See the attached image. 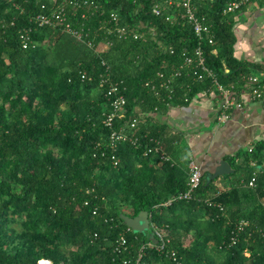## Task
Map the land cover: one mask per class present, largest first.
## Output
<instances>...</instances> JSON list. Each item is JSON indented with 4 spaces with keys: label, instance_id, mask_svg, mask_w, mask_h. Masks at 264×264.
Masks as SVG:
<instances>
[{
    "label": "trees",
    "instance_id": "16d2710c",
    "mask_svg": "<svg viewBox=\"0 0 264 264\" xmlns=\"http://www.w3.org/2000/svg\"><path fill=\"white\" fill-rule=\"evenodd\" d=\"M95 1L101 12L85 19L79 13L69 20L74 30L83 29L80 38L62 27H39L31 21L51 0H0V264H39L42 259L52 264H121L138 253L155 228L170 240L182 264H264V176L258 174L256 187H249L255 172L251 164L264 162V141L228 159L244 172V185L221 192V177L207 186L203 174L192 200L167 206L187 190L190 162L161 163L154 154L144 155L152 140L172 151L167 127L151 124L154 115L171 106H188L198 93L214 87L210 79L198 82L185 73L169 91L160 89L158 73L168 75L186 51L193 54L199 45L193 29L153 15V0ZM234 1L247 2L237 13H225ZM252 1L264 0L195 1L214 40L213 45L208 37L203 41L207 66L235 93L248 87L249 77L264 73V65L234 57V19ZM111 11L118 12L120 26L140 24L144 36L134 40L109 33L116 28L109 23ZM26 31L36 43L27 50L21 39ZM108 41V51H96ZM104 62L121 85L127 117L138 120L140 147L130 142L120 143L116 152L107 147L111 129L105 125L110 101L101 79ZM113 157L120 161L117 167ZM95 207L98 215L93 214ZM142 211L149 213L151 227L135 233L121 215L136 217ZM242 220L250 227L233 245ZM95 233L99 239L93 241ZM121 234L128 239L130 254L115 253ZM170 262L155 250H147L143 260Z\"/></svg>",
    "mask_w": 264,
    "mask_h": 264
},
{
    "label": "built area",
    "instance_id": "2783aa9c",
    "mask_svg": "<svg viewBox=\"0 0 264 264\" xmlns=\"http://www.w3.org/2000/svg\"><path fill=\"white\" fill-rule=\"evenodd\" d=\"M15 2V0H10ZM52 5H42L41 11L34 14L30 19L35 25L39 27H62L64 30L74 36L81 38L83 29L74 30L72 28L70 19L81 14L83 19L88 16H92L102 11V5L95 0H51ZM196 0H153L152 13L157 17H163L170 24L175 23H187L191 26L195 36L199 40V45L195 48L193 54L186 51L183 54V62L177 67H173L171 72L166 75L163 72H159L158 76L162 80L160 89L169 91L173 83L180 79L187 73L193 75L198 82H203L206 79L212 80L214 87L219 91L222 96L221 110L217 117L219 124L227 123L231 118V112L236 108L242 107V96L243 94L235 93L230 89L224 87L218 80L217 74L207 66L205 52L203 50V41L208 37L210 45L214 44L213 36L211 34L210 26L207 23L204 15L198 14V8L195 5ZM247 1H234L228 4L225 13L233 14L237 13L242 9L243 5ZM16 5V4H15ZM109 23L113 24L116 28L109 29V33H115L120 38H133L134 40L141 39L144 34L140 32L141 25H126L120 26L121 19L116 11H111L109 14ZM81 31V32H80ZM31 31H26L21 36L22 44L24 49H29L31 46L35 47L36 43L33 41L29 34ZM90 47H95L92 43H89ZM112 46V42H103L96 46V51L105 52L108 51ZM174 50H171L173 54ZM216 53V51H214ZM106 67L105 73L101 75L102 83L108 86L106 91V97L110 101V111L105 116V125L111 129V133L106 140L107 147L112 151L116 152L118 145L123 142H130L136 147H140L139 139L135 136V131L138 126L137 118L127 117V100L123 94H121V85L119 82L113 80L110 75V67L103 63ZM85 75L82 76L85 79ZM264 77V73H258L256 76L249 77V85L246 89L248 95L255 101L264 100V83L262 84L261 78ZM125 121V122H124ZM120 123L118 128L115 124ZM154 145L152 147H146L144 155H156L159 157L160 162H173L169 154L166 152L164 145L159 140H152ZM103 143H99L98 147L102 148ZM252 149H250V152ZM114 166L117 167L119 160L113 157ZM252 166L256 167L255 163ZM203 169L195 161L191 160L189 166V180L188 188L185 192L172 197L166 203L165 206L170 205L174 201L186 200L190 201L193 199L196 190L201 186L203 182ZM258 171L254 172L252 180L249 182L250 188L256 187ZM89 190L88 193H91ZM104 200V199H103ZM208 202V201H207ZM261 206L264 209V199L261 201ZM99 208L95 207L93 214L98 215ZM108 221L107 219L105 220ZM250 227L249 221H240L235 229V235L232 238V244L235 245L238 242V235L243 234L247 228ZM93 241L99 239L98 233L92 236ZM147 250H155L168 259L171 260L169 264H182L176 255V252L170 248V240L157 228H155L151 239L143 244L138 253L131 258H124L121 264H143V260ZM115 253H127L130 254V246L128 239L124 234H121L116 242ZM249 256L248 253H245ZM39 264H52L51 261L42 259Z\"/></svg>",
    "mask_w": 264,
    "mask_h": 264
},
{
    "label": "crops",
    "instance_id": "0c3cea01",
    "mask_svg": "<svg viewBox=\"0 0 264 264\" xmlns=\"http://www.w3.org/2000/svg\"><path fill=\"white\" fill-rule=\"evenodd\" d=\"M234 20L235 59L264 65V1L250 2ZM241 94L242 107L234 109L225 124L217 122L222 96L215 87L198 93L188 106H171L165 114L154 115L151 122L167 127L172 151L165 150L173 163L193 160L207 176L226 161L234 173L220 178L217 189L221 192L244 185V172L237 171L228 159L264 141V100H253L247 90ZM252 168L264 176V162Z\"/></svg>",
    "mask_w": 264,
    "mask_h": 264
},
{
    "label": "water",
    "instance_id": "95a60500",
    "mask_svg": "<svg viewBox=\"0 0 264 264\" xmlns=\"http://www.w3.org/2000/svg\"><path fill=\"white\" fill-rule=\"evenodd\" d=\"M234 170L231 169L230 165L226 161H221L220 164L215 168L213 173H208L206 176V184L209 186L212 181L219 177L233 174ZM121 219L124 221L126 226L135 233H145L150 230L151 221L147 211L140 212L136 217L122 214Z\"/></svg>",
    "mask_w": 264,
    "mask_h": 264
},
{
    "label": "rangeland",
    "instance_id": "374dc122",
    "mask_svg": "<svg viewBox=\"0 0 264 264\" xmlns=\"http://www.w3.org/2000/svg\"><path fill=\"white\" fill-rule=\"evenodd\" d=\"M128 214H131L132 213V211L130 210V209H127V211H126ZM16 227H18L17 225H16Z\"/></svg>",
    "mask_w": 264,
    "mask_h": 264
}]
</instances>
